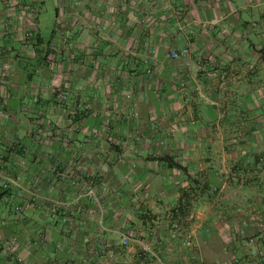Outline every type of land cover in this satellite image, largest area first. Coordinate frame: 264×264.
Instances as JSON below:
<instances>
[{
    "label": "crops",
    "instance_id": "1",
    "mask_svg": "<svg viewBox=\"0 0 264 264\" xmlns=\"http://www.w3.org/2000/svg\"><path fill=\"white\" fill-rule=\"evenodd\" d=\"M55 1L0 0V264H264V0Z\"/></svg>",
    "mask_w": 264,
    "mask_h": 264
},
{
    "label": "rangeland",
    "instance_id": "2",
    "mask_svg": "<svg viewBox=\"0 0 264 264\" xmlns=\"http://www.w3.org/2000/svg\"><path fill=\"white\" fill-rule=\"evenodd\" d=\"M15 1H19V0H15ZM21 1H24L25 3L31 4L33 6V9L36 11V13L38 15V21H39V24H40L39 33H40L41 38H42L43 41L46 42L47 40H49V38H50V30L52 29L54 24L56 26L59 25V23L61 25H62V23L65 24V20L63 18L57 17L58 19H54V10H55L54 8L58 4H61L62 2H57L55 0H21ZM21 36H22V39H25V40H32V41L34 40L33 37H32L33 36L32 31L29 30V29L25 30L21 34ZM1 41L9 44L8 36L6 35L3 38H1ZM51 55L52 54L47 56L48 60L51 59ZM168 56H169V53H168ZM30 65H32V64H30ZM28 68H30V66H28ZM65 99H66L65 95H63V94H59L58 95V100L60 102L66 103ZM56 128L57 127L55 125L53 128L48 129L47 132L49 134L47 136H53V133H56V130H57ZM8 135H9V132L4 131L2 128H0V142L2 144H4V145L11 146V144H8V142L4 143V141H7ZM1 151H2V149H0V152ZM77 170H78V172L76 173V175H77L76 177H79L80 179L83 180L84 195L87 196L94 203L98 204L99 203V197H98V195L96 194V191H95L96 183H94V181L92 179L84 178L83 176L80 177L81 168H77ZM5 181H7L8 183H11L13 185H16V186L19 185V182H17L14 179H7ZM148 183H149L148 181H141V180H139V182L135 183L136 186H138V188H139V191H140V194L142 195V198H143V196L146 195V192H148V190H149L150 186H149ZM87 190H90V192H91L90 195H88V193H87L88 191ZM142 203H143V200L140 201V205ZM14 209H16L18 211L19 207L16 205V206H14ZM191 212H189L187 215H189ZM139 216H140V219L147 220L148 223H150V213L148 211H145V210L141 211L140 210ZM190 220L191 219H187V221H190ZM178 236H179V240H180V245L181 246L186 245V244L182 243V239L184 237L188 236L187 237L188 241H190V239L192 238V232H191L190 228L188 227V225H186V224L183 225L181 231L178 233ZM139 240H140V237H139ZM12 241L13 240L11 238L10 242L12 243ZM8 249H10V250L12 249V244H10Z\"/></svg>",
    "mask_w": 264,
    "mask_h": 264
},
{
    "label": "built area",
    "instance_id": "3",
    "mask_svg": "<svg viewBox=\"0 0 264 264\" xmlns=\"http://www.w3.org/2000/svg\"><path fill=\"white\" fill-rule=\"evenodd\" d=\"M187 55V50L186 49H179V50H171L170 52H169V56L171 57V58H174V57H183V56H186ZM77 172H78V170H77ZM88 192V195H90V190H87ZM188 236H186V237H184L183 239H182V243L183 244H187V241H188V238H187ZM135 242H137V239L136 238H134V237H131V236H129V235H126V234H122L121 235V243L122 244H129V243H135Z\"/></svg>",
    "mask_w": 264,
    "mask_h": 264
},
{
    "label": "trees",
    "instance_id": "4",
    "mask_svg": "<svg viewBox=\"0 0 264 264\" xmlns=\"http://www.w3.org/2000/svg\"><path fill=\"white\" fill-rule=\"evenodd\" d=\"M27 76L29 77L30 74H28ZM153 159L156 161H159V162H164L166 164V166L169 168H175L179 171L185 172V167L181 166L178 162L174 161L171 156H168L166 154H161L159 156L153 157ZM2 195H3V193L0 192V197ZM13 211L17 212L16 209H14ZM8 250L11 251L10 249H8Z\"/></svg>",
    "mask_w": 264,
    "mask_h": 264
}]
</instances>
